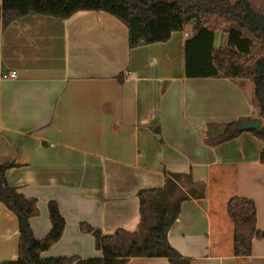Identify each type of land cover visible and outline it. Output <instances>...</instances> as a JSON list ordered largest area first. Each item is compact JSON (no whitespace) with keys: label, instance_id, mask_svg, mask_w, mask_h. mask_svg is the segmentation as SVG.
Instances as JSON below:
<instances>
[{"label":"crops","instance_id":"0c3cea01","mask_svg":"<svg viewBox=\"0 0 264 264\" xmlns=\"http://www.w3.org/2000/svg\"><path fill=\"white\" fill-rule=\"evenodd\" d=\"M217 34L215 46H224L226 34ZM187 37L174 31L165 42L130 48L127 26L105 11L27 14L4 27L0 21V70L17 73L0 81V165L13 164L8 183L37 200L29 220L35 237L51 228L48 201L65 219L42 257H101L80 223L103 233L135 230L138 192L163 186L172 172L191 181L179 183L189 198L169 243L191 264H264V237L253 239L249 256L234 255L227 213L230 197L252 199L264 232L263 142L249 130L208 142L230 121L261 119L253 83L185 77ZM18 236L16 215L0 202V262L17 259ZM127 264L170 262L134 257Z\"/></svg>","mask_w":264,"mask_h":264},{"label":"trees","instance_id":"16d2710c","mask_svg":"<svg viewBox=\"0 0 264 264\" xmlns=\"http://www.w3.org/2000/svg\"><path fill=\"white\" fill-rule=\"evenodd\" d=\"M105 11L121 20L128 29L130 48L169 40L174 31L192 29L184 41L183 71L187 78H244L253 83L252 103L263 120L259 130H249L263 142L260 162L264 164V0H1V26L27 14L68 18L77 11ZM226 34V44L215 46V32ZM240 118L225 124L221 132L208 139L216 145L234 138ZM11 163L0 165V202L11 210L18 224V256L0 264H127L134 257H164L170 264H191L189 257L176 250L168 240V231L179 216L181 203L188 194L179 193V183L191 181L189 174L165 173L161 187L138 192L140 222L135 230L123 228L103 233L86 222L80 229L93 235L101 257L76 255L42 257L41 252L59 240L65 219L58 204L48 201L51 222L42 238L34 236L30 218L38 214L36 198L26 197L10 185L5 171ZM197 192V191H196ZM202 196L191 190L189 194ZM227 213L233 223V253L251 254L253 239L264 232L256 226V208L252 199L232 196Z\"/></svg>","mask_w":264,"mask_h":264},{"label":"water","instance_id":"95a60500","mask_svg":"<svg viewBox=\"0 0 264 264\" xmlns=\"http://www.w3.org/2000/svg\"><path fill=\"white\" fill-rule=\"evenodd\" d=\"M262 126V120L261 119H248L243 122H241L235 130L241 132L245 130H259Z\"/></svg>","mask_w":264,"mask_h":264},{"label":"built area","instance_id":"2783aa9c","mask_svg":"<svg viewBox=\"0 0 264 264\" xmlns=\"http://www.w3.org/2000/svg\"><path fill=\"white\" fill-rule=\"evenodd\" d=\"M187 35V33H185ZM17 78V73L14 70H0V81L4 79H15Z\"/></svg>","mask_w":264,"mask_h":264},{"label":"rangeland","instance_id":"374dc122","mask_svg":"<svg viewBox=\"0 0 264 264\" xmlns=\"http://www.w3.org/2000/svg\"><path fill=\"white\" fill-rule=\"evenodd\" d=\"M191 29H192V24H189V25L186 26L185 31H187L190 34ZM221 33H222V31L221 30H218V34L217 35H222Z\"/></svg>","mask_w":264,"mask_h":264}]
</instances>
